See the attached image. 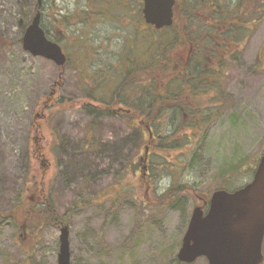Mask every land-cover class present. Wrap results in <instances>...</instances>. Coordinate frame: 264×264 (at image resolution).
Instances as JSON below:
<instances>
[{
	"label": "rangeland",
	"instance_id": "obj_1",
	"mask_svg": "<svg viewBox=\"0 0 264 264\" xmlns=\"http://www.w3.org/2000/svg\"><path fill=\"white\" fill-rule=\"evenodd\" d=\"M208 1L180 0L174 24L153 31L140 23L141 0H43L41 25L61 36L69 56L61 69L19 43V19L30 20L37 0H0L1 38L13 41L0 43V264H58L63 225L68 227L69 264H177L193 208L222 185L223 176L233 177L235 187L250 179L248 167L264 152V18L259 19L264 0L247 18L255 25L243 42L245 56L224 64L217 90L224 111L205 129L194 164L183 171L182 163H175L177 181L194 186L196 197L184 194L169 206H154L153 196L168 187L171 177L162 175L154 186L139 181L137 165L144 152L138 133L117 114L101 117L92 132L91 117L80 109L89 91L109 97L111 85L122 77L123 56L139 63L154 57L163 35H177L166 54L183 56L189 46H183L180 35L190 28L200 32L199 15L207 16ZM58 13L67 16L68 26L58 21ZM82 18L85 22L78 23ZM85 51L89 54L78 57ZM108 79L111 83L104 85ZM54 102L57 107H50ZM175 153L167 156L171 162ZM33 178H42L44 196L64 216L63 225L38 216L28 223L27 207L36 200ZM191 264L207 260L200 257Z\"/></svg>",
	"mask_w": 264,
	"mask_h": 264
},
{
	"label": "trees",
	"instance_id": "obj_2",
	"mask_svg": "<svg viewBox=\"0 0 264 264\" xmlns=\"http://www.w3.org/2000/svg\"><path fill=\"white\" fill-rule=\"evenodd\" d=\"M223 1L224 4L220 0L207 2V7H210L207 16L199 15L203 23L200 32L192 36L188 32L186 36L180 35L183 46L190 38L196 40L197 51L194 54L185 57L187 51L181 57H170L166 52L174 48L177 35L172 34L169 38L163 35L162 43L155 51L154 57H147L142 63L137 62L134 57H126L125 66L122 64V77L116 84L111 85L113 88L108 98L94 96L89 91L80 102V109L91 117L90 131H94L101 117L117 114L123 123L138 133V146L143 148V158L149 167V172L146 173L143 160L137 165V169H140L138 179L145 187L154 186L162 175L171 177L168 187L162 193L153 196L151 202L156 207L169 206L184 194L197 196L198 192L194 186L177 181L174 166L179 161L182 163V170L186 171L194 164L193 160L199 152L205 129L224 111L225 108H221L223 104H218L217 98V90L222 86V71L227 68L224 64L236 63L241 59L238 57L239 53L233 50V44L236 42L235 33L241 32L243 38V34L248 32L245 25L247 18L260 5L259 0H238L234 4H228L227 0ZM58 14V21L68 26L67 16ZM191 14L192 12L185 14L188 22L192 18ZM175 19H178V14L175 15ZM79 21L78 23H82L85 19ZM237 22H240L239 27L233 25ZM205 23L209 25L205 26ZM45 33L63 46L58 33L48 29ZM222 49L227 57H223L224 60L221 61L218 52ZM78 71H81L80 68ZM95 73L97 74L96 71ZM107 83H111L110 80L104 85ZM97 86L102 87L101 84ZM118 104L122 107H116ZM50 107H57V103L54 102ZM92 137L94 138L93 135ZM170 151L176 152V162H171L167 158ZM160 152H164L166 156L159 154ZM156 170L161 173H156ZM247 170L251 175L254 168L248 167ZM228 184H234L233 177L223 176L222 185L218 188H236L235 184L230 188L225 187ZM32 187L36 200L33 203L29 200L31 204L27 207L28 223L33 225L38 216L44 223L63 225L64 216L58 215L49 196H44L42 178H33ZM201 201L203 205L206 203L204 206L206 208L207 196Z\"/></svg>",
	"mask_w": 264,
	"mask_h": 264
},
{
	"label": "water",
	"instance_id": "obj_3",
	"mask_svg": "<svg viewBox=\"0 0 264 264\" xmlns=\"http://www.w3.org/2000/svg\"><path fill=\"white\" fill-rule=\"evenodd\" d=\"M42 0H37L38 6ZM175 0H143L146 23L156 29L173 21ZM38 9L26 26L22 48L32 56H41L58 66L66 62L59 44L46 37L40 25ZM22 22V19H20ZM264 235V155L259 158L253 178L234 191L212 192L207 211L192 210L177 252V260L192 263L205 257L208 264H259ZM58 264H69L68 228H60Z\"/></svg>",
	"mask_w": 264,
	"mask_h": 264
},
{
	"label": "flooded vegetation",
	"instance_id": "obj_4",
	"mask_svg": "<svg viewBox=\"0 0 264 264\" xmlns=\"http://www.w3.org/2000/svg\"><path fill=\"white\" fill-rule=\"evenodd\" d=\"M232 4H234V3H237V1L238 0H229ZM123 2H124V4H126V2H127V0H123ZM141 4H142V0H141ZM179 4H180V0H178L177 1V5H176V7L174 8V14L178 11V9H179ZM105 7H106V5H105ZM108 11V10H107ZM25 14V13H24ZM29 22V21H28ZM25 19H23L22 18V22H19V24L20 25H22V27H23V32H24V30H25V26L27 25V23H28ZM144 21H140V23L141 24H144L145 25V23H143ZM26 23V24H25ZM203 25V23H201V26ZM209 24L208 23H206L205 24V26H208ZM234 26H236V27H239V25H240V22H237V23H234L233 24ZM245 25H247V26H249V27H251L250 25H249V22L248 21H246L245 22ZM193 30H194V28L193 29H191L190 28V31L188 32L189 33V35H192L193 34ZM137 31V30H136ZM23 32H22V35H23ZM236 35H235V37H236V42L233 44V46H234V48H233V50H235L237 53H239V56L238 57H244L245 55H244V51H243V53L241 54L240 53V48H241V44H240V42H241V40L240 39H242L241 38V32L239 33V32H236L235 33ZM22 35H21V38H22ZM1 36H3L2 34H0V43H2V44H4V45H11L12 44V40L11 39H9V38H6V37H4V38H1ZM138 36V35H137ZM136 36V37H137ZM21 38H20V40H19V43H21ZM195 41L196 40H192V38H190V39H188L187 41H185V46H189V48H188V53L185 55V57H189V54H194L196 51H197V43H195ZM134 43H135V40L133 41V47H134ZM227 45L228 46H230L229 45V43H227ZM223 49L222 50H220L219 52H218V57H227V55H224V53H223ZM264 47L262 48V52H261V54L260 55H262V58H264L263 56H264ZM89 54V53H88ZM87 54V55H88ZM123 57H130L129 56V54L128 55H125V56H123ZM204 57H208V56H204Z\"/></svg>",
	"mask_w": 264,
	"mask_h": 264
}]
</instances>
